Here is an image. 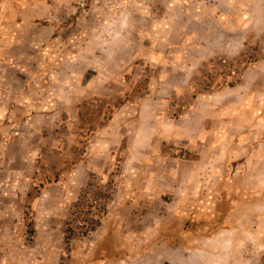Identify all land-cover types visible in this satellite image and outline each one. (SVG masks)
I'll return each instance as SVG.
<instances>
[{"label": "rangeland", "instance_id": "obj_1", "mask_svg": "<svg viewBox=\"0 0 264 264\" xmlns=\"http://www.w3.org/2000/svg\"><path fill=\"white\" fill-rule=\"evenodd\" d=\"M21 2H3L0 38H15L13 21ZM36 2V11L29 15L37 14V25L52 24L55 35L42 43V64L32 68L25 85L19 84L24 82L19 79L22 72L7 71L15 79H9L10 94L0 104V155L12 160L10 174L20 175L23 196L0 194V205L11 202L17 210L10 214L15 227H9L10 216L0 222V257L11 264H120L119 252L126 254L134 242L135 264H210V259L197 256L206 249H199L195 241L184 248L169 245L177 232L169 226L168 195L160 194L159 182L152 177L163 168L160 162L134 164V206L121 204L115 213L114 190L103 180L105 173L111 177L120 167L122 147L89 148L88 155L96 159L88 171L81 165L78 169V160L89 142L124 139V123L136 129L139 103L152 98L157 100L156 121L171 117V123L187 114H205L202 124L209 131L226 125L221 114L235 102L233 91L248 92L245 128L231 139H244L252 146L262 140L264 100L259 102L258 95L264 93V0ZM117 124L123 128L110 133ZM18 138L27 144L1 152ZM198 138L202 137H192ZM155 140L172 157L189 156L178 141L161 136ZM108 156L116 159L106 162ZM7 172L0 165V193L7 187ZM58 191L63 192L56 200ZM45 196L49 200L42 203ZM211 213L198 218H203L199 235L216 230L220 221L210 220ZM103 221L109 226L120 222L110 228L121 230L128 241L122 251L109 250L107 261L102 250L106 240L113 243L114 238L103 234ZM218 250L228 251L225 245ZM249 251L257 254L260 249L251 243Z\"/></svg>", "mask_w": 264, "mask_h": 264}, {"label": "crops", "instance_id": "obj_2", "mask_svg": "<svg viewBox=\"0 0 264 264\" xmlns=\"http://www.w3.org/2000/svg\"><path fill=\"white\" fill-rule=\"evenodd\" d=\"M16 1L18 2V0ZM3 2L5 0H0V8L4 4ZM36 9V0L22 3L20 9L15 12L17 18L13 21L15 38L11 36L6 40L0 38V104L2 106L7 100V95L10 94L11 81L9 79H15L8 77L7 71L12 69L22 72L19 79L24 82L19 84L25 85L31 78L32 68L37 67L38 63L39 67L42 64V43L52 39L55 35L52 24L45 26L35 24L37 14L33 17L29 14ZM8 39L13 41L8 43ZM12 42L15 44L10 45ZM96 82L101 83L102 81L99 79ZM261 88L264 89V83ZM233 95L235 102L228 103L226 113L221 114L222 117L226 116V119L223 118L226 125L222 123L211 126L209 131L202 124L201 117L206 116L205 114H187L174 122L171 120L173 123L169 122L171 117L156 121L157 100L144 99L138 105L136 129H134V125L124 123V133L126 134L124 139L100 138L92 143L89 142L88 151L78 160V169L81 165L83 171H88L92 161H95V155H88L91 153L89 148L122 147L121 153L118 155L120 167L115 169L111 177L110 173H105L103 180L106 187L114 190L111 203L114 206L113 212H117L121 204L134 206V164L160 162L163 168L156 170L152 177L153 182H159L160 194L168 195V201L165 204L168 215L171 216L169 226L170 229H173L172 232H177L174 235V240L168 239L171 242L169 245L184 248L186 244L195 241L194 243L199 249H206L196 253L197 256L200 259H210V264H264V138L255 142L253 146L250 141L244 139H231V136L239 133L240 127L245 128L244 110L248 112L250 109L247 101L248 92L234 93L233 91ZM258 96L259 102L264 100V93ZM118 126L120 125L110 127L108 131L115 134ZM100 134L104 137L105 132ZM156 136H161L165 141H178L187 149L189 156L178 158L163 152L161 150L162 143L155 140ZM195 136L202 138L192 139ZM207 136L208 138H205ZM26 144L24 139L18 138L7 142V146L1 149V152L6 153L11 145L21 147ZM251 147L256 150L252 152ZM26 153L28 154V152ZM25 154L24 156L27 155ZM0 156H2L0 165L8 170L5 176L8 188H1L0 194L10 197L17 196L14 194H18L19 197L23 196L20 175L18 173L10 174L12 167L8 164H11L12 160L4 157V154ZM99 156L101 157V155ZM105 159L106 162L111 163L108 159L115 160L116 158L108 156ZM97 160L102 161L103 157L97 158ZM122 165L129 166L123 168ZM105 168V170H110V166L106 165ZM124 170L125 173H123ZM122 175L125 176L124 179H122ZM149 179L148 176L147 183ZM15 180L19 184V189H17ZM62 192L58 191L56 200L62 196ZM147 193L149 192L146 191ZM46 197L42 203L49 200ZM118 197L121 199L118 200ZM12 204L10 202L0 205V222L2 219L8 218L7 216L10 214L17 212L15 208L11 207ZM207 212H212L208 215L210 220L220 222H217L216 230H212L209 236L204 237L198 234L201 228L199 224L201 225L203 220V218L199 220L198 218L201 213ZM10 217L12 223L9 227H15L14 216ZM119 223L115 225L110 223L109 226L107 221H103L105 224L103 225L105 226L103 234L108 233L111 238H114L113 243L108 238L104 244L105 249L102 252L106 261L111 256L109 250L115 248L122 251L128 242L126 237L120 233L121 230L116 231L110 228L118 227ZM211 225L213 227L212 222ZM99 240L100 242L97 243L101 246L103 241ZM131 240H133L132 237ZM251 243H256L260 249L257 254L249 251ZM131 244L133 245L130 246ZM131 244L128 245L130 247L126 254L122 255L119 252L120 264H135L134 254L132 255L134 242ZM221 245H225L228 251L219 252L218 248ZM2 258L0 257L2 264H11L8 259Z\"/></svg>", "mask_w": 264, "mask_h": 264}]
</instances>
